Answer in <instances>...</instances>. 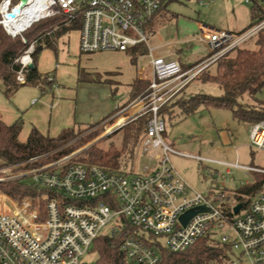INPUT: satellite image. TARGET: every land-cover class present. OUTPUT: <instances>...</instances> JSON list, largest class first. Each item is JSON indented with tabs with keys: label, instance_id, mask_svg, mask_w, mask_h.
I'll return each instance as SVG.
<instances>
[{
	"label": "built area",
	"instance_id": "1",
	"mask_svg": "<svg viewBox=\"0 0 264 264\" xmlns=\"http://www.w3.org/2000/svg\"><path fill=\"white\" fill-rule=\"evenodd\" d=\"M164 1L29 0L23 8L36 10L35 17L24 29L15 31L12 15L21 0H1L0 25L13 37H23V32L40 20L64 15L66 24L81 18L82 53L126 52L144 44L150 68L145 79L149 80V85L137 100L123 106L121 111L140 102L143 104L147 109L143 112L150 115L144 145L149 149H162L163 155L153 157L159 161L158 165L145 166L140 171L71 162V156L34 168L30 172L32 180L54 195L50 198L43 195L44 207L30 196L19 201L8 197L4 201L0 209V264H89L82 261L81 256L94 247L96 239L117 217L120 222L114 223L109 234L123 233L120 248L128 264H160L161 247L182 252L206 235L231 247V256L221 264H264V191L254 196L249 207L240 213L244 203L234 200L233 194L195 189L172 164L169 154L211 159L185 154L167 144L166 123L160 114L165 104L205 70L257 35L264 28V19L242 32L201 23L188 42L204 44L208 53L200 61L184 67L178 59L156 55V47L150 45L151 33L146 28ZM197 1L206 6L211 3ZM245 1L256 12L264 8V0ZM23 40L26 42L25 38ZM34 51L35 43H32L16 60L21 65L17 75L20 83L26 82L24 71L34 64ZM249 137L253 148L264 151V120L251 125ZM40 158L43 156L29 162ZM217 162L251 168L238 161ZM253 170L264 174V168L254 167ZM238 204H242V208L236 213L234 208ZM200 206L208 210L196 213L184 224L181 216ZM217 232H220L219 237Z\"/></svg>",
	"mask_w": 264,
	"mask_h": 264
},
{
	"label": "rangeland",
	"instance_id": "2",
	"mask_svg": "<svg viewBox=\"0 0 264 264\" xmlns=\"http://www.w3.org/2000/svg\"><path fill=\"white\" fill-rule=\"evenodd\" d=\"M205 1H211V3L206 6L200 4L197 0H165L161 10L146 28L151 34L157 31V34L150 40V44L154 46L157 43L158 36H163L164 38L161 43L171 40H178L180 42L190 40L199 30L198 21L206 22L216 28H228V26L231 28L233 25L241 23L245 18L247 19L251 9V6L245 0ZM78 35L79 47L76 44L78 42ZM21 38L22 40L25 38L27 41L26 37L21 36ZM35 42L33 41L32 43ZM174 46L177 48V53H179L177 57L186 61L194 60L197 55H202L205 52L203 49L204 45L198 42L176 44ZM243 46L253 49L257 48L255 36L247 40ZM56 55V63L59 67L57 70V73H59L56 79L57 85L61 84L63 88L68 90L73 89L74 91H76L78 85H96L97 87L99 85H102V87L106 85L105 87L108 88L113 87V90L115 87L117 94L113 95L112 100L117 105L121 103L115 113L103 119V121L97 122V124L96 121H91L89 123L91 126L83 125L77 128L78 135L59 150L70 148L71 152L65 156H71L70 161L77 162L84 157L85 151L91 145L98 144L99 147L106 150L113 148L123 151L121 158L122 166L132 168L131 170L140 171L145 166L153 167L158 165L159 161L153 157L156 154L163 155V151L162 149H149V147L144 145V141L142 140L146 138V132L141 135L140 141L134 150L135 152L132 151V148H134L133 142L127 143L125 141L131 126L138 119L149 114L143 112L147 109L143 107L141 102L127 111L122 112L121 110L123 106L125 107V105H129L137 100L142 93L135 98H131L125 105L123 104L125 101L121 100V96L128 86L125 84H113L114 86H112L109 80L103 79L102 76L104 74L95 71L99 59H96L97 54H86L80 51V30H72L67 34L66 44H58ZM118 59L120 60V58ZM85 64L86 67L92 68L93 71L84 69ZM211 69V71H214L215 65ZM81 75L84 77L89 76L90 78H94V80H79V76ZM27 87H29L27 89H33L30 88L32 86ZM36 89L40 91L38 87ZM53 89L55 90V87ZM97 89L92 88L87 95L85 93L86 97L83 96L87 101L82 107L88 112L96 109V107H99L103 103V97L99 89ZM197 92L220 95L222 89L216 83L203 82L202 79H196L188 85L187 93L194 94ZM50 93L52 91L49 89L46 94ZM258 97L264 100L263 92ZM117 98H120L118 99L119 101ZM240 101L251 106H257L258 104L256 99L248 93L243 95ZM175 111L176 114L171 119L168 113L163 117L166 123V133L164 134L166 143L173 149L185 154L189 153L211 159L192 158L176 153L169 154L172 164L195 189L209 193L227 191L233 194V191L237 188L254 182L256 172L253 168H264V151L253 148L250 144L249 133L251 124L235 118L232 111L228 108L201 107L197 113L187 117L180 110L176 109ZM124 118V124L118 126L119 119ZM54 152L57 151H53L51 154ZM62 157L64 156L60 158ZM60 158L47 159L43 157L38 159V162L35 164L33 162L29 163V166H27V163H22L10 167H2L0 168V183L22 179L23 177L32 179L30 172L34 168L47 165ZM217 161L231 163L238 161L240 164L250 166L251 168H238L221 164ZM260 192L262 190L256 191L255 195H258ZM255 195L251 194L243 200L244 207L240 213L249 207ZM8 197L12 198L0 191V209ZM12 199L19 201L14 198ZM119 222L120 218H115L103 232L109 233V229L114 223ZM219 235L220 232H217L216 236L219 237ZM159 240L162 243L164 242L163 238H159ZM98 258L99 253L93 248L81 256V260L89 264H96Z\"/></svg>",
	"mask_w": 264,
	"mask_h": 264
},
{
	"label": "trees",
	"instance_id": "3",
	"mask_svg": "<svg viewBox=\"0 0 264 264\" xmlns=\"http://www.w3.org/2000/svg\"><path fill=\"white\" fill-rule=\"evenodd\" d=\"M257 14V18L249 27L264 19V8H259ZM66 22L67 18L64 15H56L40 20L23 32V36L27 38L26 42L19 35L14 37L9 35L0 25V83L8 98H11L20 87L25 85L38 86L41 88L42 93H46L49 89L52 91V88L57 85L53 73H41L39 71L38 59L43 50L48 48L56 50V45L62 37L72 30H79L81 27L80 16L69 24H66ZM255 38L257 48H247L242 45L218 60L214 64V71H211V66L196 78L202 79L203 82L218 84L222 89L220 95L197 92L185 96L183 93L187 86L161 108V116L164 117L168 113L171 119L176 114L175 110L178 109L187 117L197 113L201 107H214L228 108L235 118L246 121L251 125L264 120V100L258 97L264 88V28L255 35ZM33 41H36L35 51L33 52L34 64L24 71L26 82L20 83L17 80V75L21 70V65L16 60ZM129 52L135 62L140 55L146 54L147 47L140 44L132 47ZM84 79L94 80L89 76H79V80ZM148 85L149 80H136L131 85V98L143 93ZM246 93L256 99L257 106L246 105L240 101V98ZM143 117L131 126L126 135L125 141L127 143L131 141L134 144L133 152H135L141 135L146 132L150 115ZM23 125L24 120L22 117L12 124H7L0 118V168L22 163H27V166H29V163H31L29 160L39 156L47 159L65 156L71 152V149H59L76 137L78 135L77 128L83 126L79 124L65 128L57 136L45 134L34 127L28 139L22 142L19 135ZM53 151L57 152L50 155ZM122 154L123 151L113 148L106 150L99 147L98 144H93L85 151L84 157L79 161L88 165L96 164L109 169H117L122 166ZM260 190L262 192L264 190V174L256 172L254 182L233 191V198L238 202H243L247 196L255 195V192ZM0 191L16 200L32 196L37 199V203L42 207L45 206L43 195H47L49 198L54 195L53 191L38 185L28 177L0 183ZM122 238L123 233L118 232L113 236L109 233H103L96 239L93 249L99 253L97 264H128L120 248ZM160 254V264H221L231 256L232 250L228 244L206 235L185 251L173 252L166 247H161Z\"/></svg>",
	"mask_w": 264,
	"mask_h": 264
},
{
	"label": "crops",
	"instance_id": "4",
	"mask_svg": "<svg viewBox=\"0 0 264 264\" xmlns=\"http://www.w3.org/2000/svg\"><path fill=\"white\" fill-rule=\"evenodd\" d=\"M249 5L251 6V9L247 19L245 18L241 23L233 25L231 28L229 26L228 28H218L234 32H242L248 29L258 15L255 8L251 4ZM201 23L207 24L206 22L198 21V29ZM156 32L157 31H154L151 34V39L157 34ZM66 37L67 35L58 41L56 50L48 48L41 52L38 59V69L41 73L55 72L53 75L57 79V76H59V73H57L59 67L56 63V53L58 44H66ZM163 39V36H158L157 43L154 46L150 44L152 47H156V55L163 56L166 59H178L184 67L200 61L208 53L206 46L203 44V49L205 51L204 54L197 55L194 60L186 61L177 57L179 53H177V48L175 46L173 47V45L191 44V42H188V40L185 42L171 40L161 43ZM76 44L79 47V35ZM94 54H97L96 59H99L95 71L104 74L102 76L103 79L111 81L112 86H114L113 84H125L128 86L127 90L123 92V95L121 96V100L125 101L123 103L125 105L132 97L131 85L138 79L146 80L145 76L150 74L149 62L146 55H140L137 61L134 62L129 51L124 52L112 50L96 52ZM118 58H120V60ZM84 66V69L92 70V68L86 67V64ZM27 86L32 85L20 87L11 98H8L3 91L2 84L0 83V118L7 124L14 123L20 117L23 118L24 125L19 135V139L22 142H25L28 139L31 130L34 127H37L45 134L57 136L65 128L79 124L90 125L89 123L91 121H96L97 124V122L99 123L103 121V119L113 115L119 107V104H121L118 103L117 105V103L115 104L112 100L113 95L117 94L115 87L113 90V87L108 88L105 87L106 85L103 87L102 85H99V87L96 85H78L76 91H74L73 89H65L61 84H58L55 86V90L53 89L50 94L42 93L41 88L38 86L30 87L33 89H27L29 88ZM35 87H38L40 91ZM92 88L99 89L101 96L103 97V103L99 107H96V109L88 112L82 107V105L87 101L84 99V97H86L85 93L87 95ZM262 92L264 94V88ZM190 94L192 93L188 94L186 88L183 95L188 96ZM118 99L120 98H117V100Z\"/></svg>",
	"mask_w": 264,
	"mask_h": 264
},
{
	"label": "bare ground",
	"instance_id": "5",
	"mask_svg": "<svg viewBox=\"0 0 264 264\" xmlns=\"http://www.w3.org/2000/svg\"><path fill=\"white\" fill-rule=\"evenodd\" d=\"M29 9H30L29 7L25 9L22 8L20 12H14V14L12 15V17L15 18V19L12 18L14 19L12 23H13V29L15 31L24 29L25 26H27L30 23V21H32V19L35 17L34 15L36 13V10L29 11ZM119 120L120 121H118L117 125L123 123L125 121V118Z\"/></svg>",
	"mask_w": 264,
	"mask_h": 264
},
{
	"label": "water",
	"instance_id": "6",
	"mask_svg": "<svg viewBox=\"0 0 264 264\" xmlns=\"http://www.w3.org/2000/svg\"><path fill=\"white\" fill-rule=\"evenodd\" d=\"M28 2H29V0H21L20 5L17 6V7H15V8H14V11H15V12H20L21 9H22L24 6H26V5L28 4ZM32 66H33V64L30 65V67H32ZM241 208H242V204H238V205L235 206L234 211H235L236 213H238V212L240 211ZM207 210H208V208L205 207V206H200V207H198V208H196V209H191V210L187 211L186 213H184V214L181 216V220H182V222H183L184 224H186V223L188 222V220H189L191 217H193L196 213H198V212H200V211H207Z\"/></svg>",
	"mask_w": 264,
	"mask_h": 264
}]
</instances>
